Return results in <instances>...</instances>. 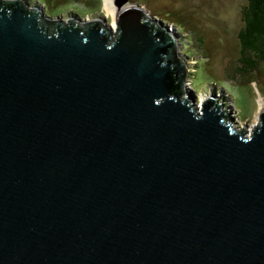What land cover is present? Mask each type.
Instances as JSON below:
<instances>
[{"label":"water","instance_id":"obj_1","mask_svg":"<svg viewBox=\"0 0 264 264\" xmlns=\"http://www.w3.org/2000/svg\"><path fill=\"white\" fill-rule=\"evenodd\" d=\"M24 5L0 0V264H264V111L249 137L197 114L137 5L113 32Z\"/></svg>","mask_w":264,"mask_h":264},{"label":"rangeland","instance_id":"obj_2","mask_svg":"<svg viewBox=\"0 0 264 264\" xmlns=\"http://www.w3.org/2000/svg\"><path fill=\"white\" fill-rule=\"evenodd\" d=\"M24 1L26 6L40 9L45 22L72 20L71 11L76 10L75 21L96 18L108 24L111 32L115 28L117 12H108L105 0ZM111 1L117 11L137 5L145 16L169 31L174 53L184 64L183 93L190 98L197 114L202 102L213 95L227 110L235 130L250 136L259 113L264 111V63L248 72L237 69L236 33L245 0H121L118 6L115 1L120 0Z\"/></svg>","mask_w":264,"mask_h":264},{"label":"trees","instance_id":"obj_3","mask_svg":"<svg viewBox=\"0 0 264 264\" xmlns=\"http://www.w3.org/2000/svg\"><path fill=\"white\" fill-rule=\"evenodd\" d=\"M34 1L37 3H45L46 0ZM76 14V10H73V12L71 11V17H73L72 21H75L74 18H76ZM240 16L241 26L236 33L239 45L237 69L241 72H248L249 70L255 69L259 63H264V0H245L240 8ZM175 26L178 28L181 27L179 24ZM216 103L230 119L227 110L222 106L223 104L217 101ZM193 110H195V108ZM230 123L229 121V124ZM230 127L232 131L243 133L242 130H235V126L232 124H230Z\"/></svg>","mask_w":264,"mask_h":264},{"label":"bare ground","instance_id":"obj_4","mask_svg":"<svg viewBox=\"0 0 264 264\" xmlns=\"http://www.w3.org/2000/svg\"><path fill=\"white\" fill-rule=\"evenodd\" d=\"M105 7L107 9L108 12H112L115 13L117 12L116 8L113 6L112 1L111 0H105ZM116 10V11H115ZM262 105V104H261Z\"/></svg>","mask_w":264,"mask_h":264},{"label":"clouds","instance_id":"obj_5","mask_svg":"<svg viewBox=\"0 0 264 264\" xmlns=\"http://www.w3.org/2000/svg\"><path fill=\"white\" fill-rule=\"evenodd\" d=\"M233 132H238V131H233ZM243 134V133H242Z\"/></svg>","mask_w":264,"mask_h":264}]
</instances>
